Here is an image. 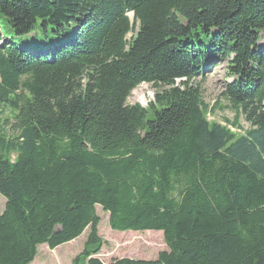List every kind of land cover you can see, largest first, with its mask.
<instances>
[{
  "label": "trees",
  "instance_id": "trees-1",
  "mask_svg": "<svg viewBox=\"0 0 264 264\" xmlns=\"http://www.w3.org/2000/svg\"><path fill=\"white\" fill-rule=\"evenodd\" d=\"M262 33L264 0H0V264L87 229L72 264H105L95 207L166 247L108 264H264ZM221 65L227 125L198 84Z\"/></svg>",
  "mask_w": 264,
  "mask_h": 264
},
{
  "label": "rangeland",
  "instance_id": "rangeland-1",
  "mask_svg": "<svg viewBox=\"0 0 264 264\" xmlns=\"http://www.w3.org/2000/svg\"><path fill=\"white\" fill-rule=\"evenodd\" d=\"M258 47L264 46V33L260 34ZM2 44V43H1ZM225 65L209 72L203 80H198L201 88L203 103L208 107L207 120L220 125H227L226 121L233 122L235 115L228 109V104L220 98L222 86L230 81L226 76ZM155 89L142 85L136 89L128 100L129 105H140L146 108L152 102ZM243 128L247 126L238 118ZM236 132L235 130H232ZM5 200L0 196V214L3 212ZM99 218L98 236L102 241V248L97 258L108 264L118 259H132L150 261L157 258L158 253L166 247L160 232H115L108 226V215L99 207H95ZM88 229L78 239L49 250L46 246L38 248L37 256L31 264H72V261L82 252L88 236Z\"/></svg>",
  "mask_w": 264,
  "mask_h": 264
}]
</instances>
